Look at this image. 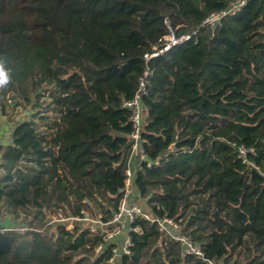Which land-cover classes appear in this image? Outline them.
<instances>
[{"label":"trees","instance_id":"16d2710c","mask_svg":"<svg viewBox=\"0 0 264 264\" xmlns=\"http://www.w3.org/2000/svg\"><path fill=\"white\" fill-rule=\"evenodd\" d=\"M235 2L0 0V115L13 125L1 220L31 225L0 235V264H110L112 244L96 252L84 219L113 216L129 167L131 200L178 222L203 256L140 221L114 264H234L246 245L245 264H264V0L205 23ZM142 80L150 167L132 160L123 107Z\"/></svg>","mask_w":264,"mask_h":264},{"label":"built area","instance_id":"2783aa9c","mask_svg":"<svg viewBox=\"0 0 264 264\" xmlns=\"http://www.w3.org/2000/svg\"><path fill=\"white\" fill-rule=\"evenodd\" d=\"M244 0H237L233 3L231 8L226 11H221L218 13L212 14L205 20L206 24H210L214 27L220 20L226 15H235L239 8L243 5ZM212 27V28H213ZM188 37H183L180 40H174L172 45L180 44ZM170 46H166L168 49ZM145 77L148 76V72H145ZM145 94V81L142 80L139 85L138 92L136 93L133 100L125 102L123 107L126 108L130 113V121L132 124V132L130 134L131 142V155L133 162L140 167L143 163H147V166L158 165V162H148L147 154L144 149V144L146 140L142 136V129L145 122V118L148 116V111L142 103V97ZM11 130L10 133L11 134ZM1 145H5L3 140ZM237 152L240 158L243 161H246L247 149L244 146H239ZM252 153L253 150H250ZM133 170L129 167L126 170V179H125V190L123 191V198L119 202L118 210L113 214V216L105 221L101 217L91 218L89 214L86 213L85 221L89 224V232L93 236H98L101 239L100 245L96 247V252H99L103 249V245L112 244L111 256L108 260L110 264H114L116 259L124 254H129L132 247V233H141L142 228L136 222L147 221L157 225L158 230L169 240L176 241L180 243L183 247V255H196L203 256L202 252L196 247L189 237L182 231L178 222L168 218L167 216L162 217L161 219L153 217L150 212L143 209L137 202L131 200L132 188L131 182L133 178ZM1 214V213H0ZM58 217L53 218L55 221L65 220L61 212H58ZM0 216V235L5 234L6 232L13 230L20 234L25 233L31 227L28 223H23L21 216L15 222L10 221L8 218H4V221L1 220ZM78 218H72L77 220ZM70 223L67 226H72ZM74 226V225H73Z\"/></svg>","mask_w":264,"mask_h":264},{"label":"rangeland","instance_id":"374dc122","mask_svg":"<svg viewBox=\"0 0 264 264\" xmlns=\"http://www.w3.org/2000/svg\"><path fill=\"white\" fill-rule=\"evenodd\" d=\"M174 40H175V39H174L173 37H168V38H167V41L170 42V43H173ZM169 45H171V44H169ZM9 97H11L10 94H8V98H9ZM48 98H49V97L46 96L43 100H46V99H48ZM10 113H11V110H10V109H7V114H10ZM13 114H14V115H13ZM13 114H12L13 116H11L10 119H11V120H12V119H13V120H15V119L17 120V119H19V118L21 117V115H22L23 113H21V110L19 109V110H18V114H16V115H15V113H13ZM49 117H50V118H53L54 116H53L52 113H50V114H49ZM6 119H8L7 116H5V117H1V115H0V133L2 132V136H1V138L3 139V142L5 143V145L8 144V143L11 141V139H10L11 134H9V133H10V130L12 131V128H13V125L4 124L3 121H5ZM37 123H38V125L41 127L40 129H42V128L44 127V126H43L44 124H43L42 121L37 120ZM43 129H44V128H43ZM144 202H145V201H144ZM139 204H143V201H142V200L139 201ZM0 212H2V210H0ZM2 214H3V212L0 214V216H3ZM56 217H58V214H57V213L53 216V218H56ZM91 218H92V217H91ZM22 219H24V216H23ZM72 228H74L73 225L68 227V229H72ZM246 246H247V245H246ZM246 246H245L244 248L239 249V250L237 251V253H236V255H235L234 262H233L234 264H245L246 261L249 262L250 259H248V253H247Z\"/></svg>","mask_w":264,"mask_h":264},{"label":"clouds","instance_id":"9594fccd","mask_svg":"<svg viewBox=\"0 0 264 264\" xmlns=\"http://www.w3.org/2000/svg\"><path fill=\"white\" fill-rule=\"evenodd\" d=\"M9 83V75L4 67V62L0 61V88L6 86Z\"/></svg>","mask_w":264,"mask_h":264},{"label":"crops","instance_id":"0c3cea01","mask_svg":"<svg viewBox=\"0 0 264 264\" xmlns=\"http://www.w3.org/2000/svg\"><path fill=\"white\" fill-rule=\"evenodd\" d=\"M1 136H2V132L0 133V145H1V141L3 140V139L1 138Z\"/></svg>","mask_w":264,"mask_h":264}]
</instances>
